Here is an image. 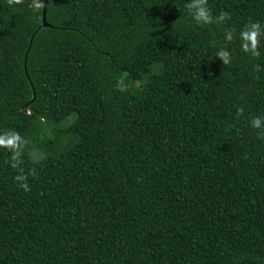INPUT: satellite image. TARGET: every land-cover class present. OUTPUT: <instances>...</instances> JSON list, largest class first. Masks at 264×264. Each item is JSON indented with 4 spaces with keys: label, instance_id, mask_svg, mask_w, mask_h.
I'll use <instances>...</instances> for the list:
<instances>
[{
    "label": "trees",
    "instance_id": "trees-1",
    "mask_svg": "<svg viewBox=\"0 0 264 264\" xmlns=\"http://www.w3.org/2000/svg\"><path fill=\"white\" fill-rule=\"evenodd\" d=\"M45 2L0 0V264H264V0Z\"/></svg>",
    "mask_w": 264,
    "mask_h": 264
},
{
    "label": "clouds",
    "instance_id": "clouds-1",
    "mask_svg": "<svg viewBox=\"0 0 264 264\" xmlns=\"http://www.w3.org/2000/svg\"><path fill=\"white\" fill-rule=\"evenodd\" d=\"M189 9L192 19L197 25H208L211 23H221L226 20L228 13L221 12L218 16H213L207 4V0H191V2L186 6ZM264 37V26L260 23H250L239 33V38L241 41V46L245 51H248L252 56L260 55L258 50L259 38ZM226 40H232L233 34L229 31L226 36ZM215 56H218L223 64H228L230 61V53L226 49H219L216 51ZM251 127L257 130L258 135H264V116H257L251 119ZM19 138L15 135H10L5 140V143L10 147L15 148L17 146ZM15 167V165H13ZM18 180L23 179L22 177H17ZM19 187L28 191L27 183H20Z\"/></svg>",
    "mask_w": 264,
    "mask_h": 264
},
{
    "label": "water",
    "instance_id": "water-1",
    "mask_svg": "<svg viewBox=\"0 0 264 264\" xmlns=\"http://www.w3.org/2000/svg\"><path fill=\"white\" fill-rule=\"evenodd\" d=\"M48 1L49 0H46L45 6H44V17H43L44 25H46V8H47V5H48Z\"/></svg>",
    "mask_w": 264,
    "mask_h": 264
},
{
    "label": "rangeland",
    "instance_id": "rangeland-1",
    "mask_svg": "<svg viewBox=\"0 0 264 264\" xmlns=\"http://www.w3.org/2000/svg\"><path fill=\"white\" fill-rule=\"evenodd\" d=\"M72 120V117H70L69 119L65 120L67 123H69Z\"/></svg>",
    "mask_w": 264,
    "mask_h": 264
}]
</instances>
